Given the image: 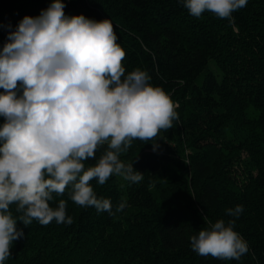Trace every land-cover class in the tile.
I'll return each mask as SVG.
<instances>
[{
  "label": "trees",
  "instance_id": "obj_1",
  "mask_svg": "<svg viewBox=\"0 0 264 264\" xmlns=\"http://www.w3.org/2000/svg\"><path fill=\"white\" fill-rule=\"evenodd\" d=\"M51 2L0 0V50L9 31ZM62 2L67 16L110 20L126 74L147 71L179 119L159 133L155 151L154 141L134 140L121 155L142 182H90L98 197L111 199L114 215L75 205L66 192L51 203L64 199L73 223L25 227L17 219L24 236L4 264H264V0H248L231 25L207 12L192 17L178 0ZM122 200L127 206L116 213ZM237 205L244 211L234 230L249 252L239 261L195 254L190 237L232 219L225 210Z\"/></svg>",
  "mask_w": 264,
  "mask_h": 264
},
{
  "label": "clouds",
  "instance_id": "obj_2",
  "mask_svg": "<svg viewBox=\"0 0 264 264\" xmlns=\"http://www.w3.org/2000/svg\"><path fill=\"white\" fill-rule=\"evenodd\" d=\"M178 2L192 17L207 12L231 25L248 0ZM65 6L52 0L38 16H25L0 50V264L24 236L17 219L25 227L33 220L73 223L64 199L51 203L66 192L75 205L114 215L111 199L98 197L90 182L103 186L112 176L142 182L143 173L121 155L134 140L154 141L155 151L156 137L179 119L170 94L153 86L147 71L126 74V53L110 20L67 16ZM89 160L95 163L86 167ZM126 206L122 200L115 212ZM243 211L242 205L227 208L232 219H218L191 236V250L239 261L249 252L234 230Z\"/></svg>",
  "mask_w": 264,
  "mask_h": 264
}]
</instances>
